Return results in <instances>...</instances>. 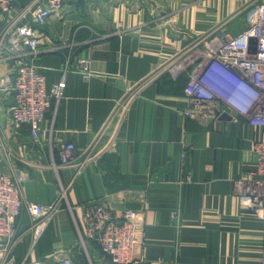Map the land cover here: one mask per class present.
<instances>
[{
    "label": "crops",
    "instance_id": "1",
    "mask_svg": "<svg viewBox=\"0 0 264 264\" xmlns=\"http://www.w3.org/2000/svg\"><path fill=\"white\" fill-rule=\"evenodd\" d=\"M255 1L66 0L61 15L35 25L46 37L30 61L48 90L65 82L37 137L11 119L15 73L0 60L1 170L22 178L25 200L49 204L66 189L39 233L23 212L17 259L38 261L71 249L73 264H102L99 245L83 243L82 204L108 197L115 207L148 204L134 248L142 264H262L263 222L242 203L237 181L254 167L264 128L245 117L206 122L181 111L204 55L203 38L240 35L256 17ZM3 28L0 16V33ZM81 59L89 61V74ZM136 84L125 114L112 120ZM103 129L112 149L81 168L62 166L60 146L71 141L85 149Z\"/></svg>",
    "mask_w": 264,
    "mask_h": 264
},
{
    "label": "built area",
    "instance_id": "2",
    "mask_svg": "<svg viewBox=\"0 0 264 264\" xmlns=\"http://www.w3.org/2000/svg\"><path fill=\"white\" fill-rule=\"evenodd\" d=\"M65 1L45 0L35 7L16 9L13 0H0V16L4 21L0 33V60L10 62L15 73L10 116L16 124L29 125L33 137L39 135L52 99L61 98L65 87V82H60L48 90L45 76L30 61L46 37L35 25L43 27L53 15H61ZM255 6L254 21L240 35L203 38L204 55L193 68L185 88L187 105L181 111L186 116L207 122L228 113L234 122L245 117L249 125L264 128V0H256ZM253 37L257 39L255 53L249 50ZM79 65L84 73H90L87 59H81ZM137 86L130 87L117 103L112 120L125 114ZM113 144V138L106 141L105 129L85 149H77L73 142H66L59 147L62 166L81 168L112 149ZM254 149V167L243 173L237 187L242 203L264 226V140L257 141ZM65 198L66 189L63 188L57 199L49 204L25 200L22 178L14 179L0 167V264H73L71 249L56 250L38 261L19 260L13 254L18 240L17 223L23 212L32 217L34 230L39 233ZM147 205L143 201L140 209L115 207L108 197L83 203V243L99 245L102 264H142L134 256V248L138 243L140 216Z\"/></svg>",
    "mask_w": 264,
    "mask_h": 264
},
{
    "label": "water",
    "instance_id": "3",
    "mask_svg": "<svg viewBox=\"0 0 264 264\" xmlns=\"http://www.w3.org/2000/svg\"><path fill=\"white\" fill-rule=\"evenodd\" d=\"M249 50H250L251 53H255L256 50H257V39L254 38V37L251 38V40H250V49ZM235 70L238 73L242 74V72L238 68H235ZM221 118H223V119H231V115H229L228 113H225L224 115H222Z\"/></svg>",
    "mask_w": 264,
    "mask_h": 264
},
{
    "label": "rangeland",
    "instance_id": "4",
    "mask_svg": "<svg viewBox=\"0 0 264 264\" xmlns=\"http://www.w3.org/2000/svg\"><path fill=\"white\" fill-rule=\"evenodd\" d=\"M127 207V206H126Z\"/></svg>",
    "mask_w": 264,
    "mask_h": 264
}]
</instances>
